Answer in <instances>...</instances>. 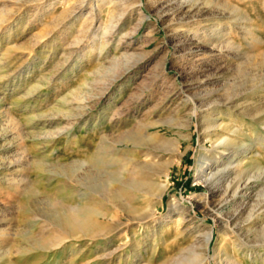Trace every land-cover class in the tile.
Returning a JSON list of instances; mask_svg holds the SVG:
<instances>
[{
  "label": "rangeland",
  "instance_id": "obj_1",
  "mask_svg": "<svg viewBox=\"0 0 264 264\" xmlns=\"http://www.w3.org/2000/svg\"><path fill=\"white\" fill-rule=\"evenodd\" d=\"M191 1L0 0V264L185 263L206 229L210 264H264L241 241L264 236V0ZM218 133L250 146L202 183ZM133 175L144 191H117ZM84 208L89 232L63 225Z\"/></svg>",
  "mask_w": 264,
  "mask_h": 264
},
{
  "label": "bare ground",
  "instance_id": "obj_2",
  "mask_svg": "<svg viewBox=\"0 0 264 264\" xmlns=\"http://www.w3.org/2000/svg\"><path fill=\"white\" fill-rule=\"evenodd\" d=\"M190 1L188 0L189 3H190ZM188 6H189V8H195V7H197V5L195 3H192V1H191V3ZM207 21L208 20L198 21V25H196V28L197 29H200L202 27L204 28V25H208L209 24V22H207ZM208 95L211 96L212 94L209 93ZM216 103L217 102H215V101H211L209 103V105H208V107L212 111L210 113V116H211V120L210 121L212 122V124H211V126H207V127L208 128L214 127V128H218V129L221 128L222 130L229 129L230 128V124L226 120H224V118H223V114L225 115L227 113L225 111L218 110V104H216ZM214 111H217V113H218V115H219L220 118L213 117ZM217 121H220V122L217 123ZM234 132L240 133V131H237V130H234ZM137 141H139V140H137ZM230 145L231 146H239V148L243 147V150H245V151L250 146V144H246L244 142L243 143H237L236 140L235 141L234 140L231 141L228 138L224 137L222 135V133H218L216 135V139L213 141V149H212L211 155L205 158L206 161H207L206 162V168L205 169H208L209 171L206 172L205 169H202L201 168L200 170H198V168H195V174L197 176H199V174L202 173L201 176H200L201 177L200 180H201L202 183H211V182L217 181V180H219V179H221L223 177V173L222 172L224 171V169L227 166H230V163H231L232 159L237 154H239V151L241 149L237 150V149H235V147L234 148L231 147L230 152H229V155H228V159L230 161L223 160L222 157H224L225 153L224 152L223 153H219V152L217 153L216 152V149L218 147H221L222 146L221 148H224V149L227 150V149H229V146ZM217 154H218V156H217ZM239 161L236 162V164H234L232 166L231 170L229 169L232 173L235 174V176H234L233 179H231V180H229L227 182L226 190H224V193H227L229 191L230 193L228 195L232 199H235V200H237L239 198L240 199L241 198H244L245 192H242L241 188L243 186H245V185L248 184V181H249V178H250V177L247 176L248 175L247 174L246 176L248 178L247 179H244L245 178L244 177V172L247 171V166H243L242 163H240ZM233 163H235V162H233ZM134 173H136V171H134ZM228 176L230 177V175H228ZM131 177L132 176H130L128 178H125V180H122V177H118L117 179L115 178L114 181H117L118 182V185H119L118 188H117V191L123 192L125 190H134V191L143 192L144 191V184L142 182H139V181L136 180V175L135 176L133 175L132 178ZM225 178H227V177H225ZM251 178L254 179V177H251ZM258 180H259V178H258ZM222 181H223V179H222ZM110 182H113V180H110ZM223 182H226V181L224 180ZM254 182H256V181H254ZM257 182H259V181H257ZM228 189H232V190H228ZM162 191L163 190H160V192L158 193V195L161 196ZM252 207L249 209V211L247 213V217H246V219H248L247 226H248L249 229L246 230V235L245 236H247V234L250 233V231H251L250 230V227L253 226L252 224L255 221V217L257 216V215H255L254 209ZM73 209L74 208H72L70 210H73ZM151 211H153V210H151ZM94 214H97V212L95 210H93L92 208H84V209L74 210V211H72L70 213L65 212L64 215H62L61 218H62L63 225L65 224L67 227L79 229V230L84 231V232H89L90 231V228H89L90 224H92V225L94 224V223H92V219H91V217ZM147 218L148 219L146 221V225L149 228H153L155 226V223H153V221L155 220V218H154L152 212H150V211L148 212ZM226 222H228L230 224V229H231L230 231H231V234H232L233 237H236L237 235H239V233L241 234V232L239 230L242 228V226H238V224H236V226H235L234 224H232V222L230 220H228V221L226 220ZM92 227H94V226H92ZM198 229H197V227H195V229H192V230L190 229V230H191V232H194V234H192V235L194 237H196V238H198V237H197V235H196L195 232H198V235H200V234L203 235V240H204V244H205V248H203L204 251L203 250H199L198 247H197V245L193 242L194 245H191V247H190V255L191 256H189L186 259V262L185 263L182 260H180L177 264H208V263L210 264V261H209L210 260V257L206 254V249L208 248V244H209V241L211 240V237H212L213 233H212L211 229H206V231H203L202 233L199 234V230ZM77 233H75V234L77 235ZM257 234H258V232H257ZM257 234L253 236L254 238H251V239L248 238L249 240L246 239L244 236L241 237V241L244 242V243H242L243 244L242 252H244V253H248L249 251L252 252V250H254V251L257 250L258 249L257 247H260L261 245H264V236L263 237H260ZM198 239H200V238H198ZM234 242L236 243L238 241L235 239ZM238 247H240V246H238ZM216 251H218V250H216ZM230 255H228V256L225 255L224 257H222V256L218 255L217 252H214L212 254L211 258H217L218 264H244V261L243 260H238L237 258H233ZM218 256H220V257H218ZM245 256H247V254H243L242 255V257H245Z\"/></svg>",
  "mask_w": 264,
  "mask_h": 264
}]
</instances>
